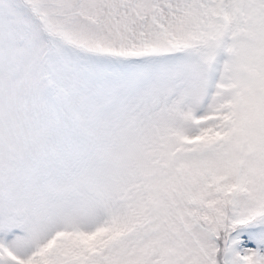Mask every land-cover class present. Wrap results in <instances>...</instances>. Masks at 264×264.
<instances>
[{
	"label": "snow or ice",
	"instance_id": "1",
	"mask_svg": "<svg viewBox=\"0 0 264 264\" xmlns=\"http://www.w3.org/2000/svg\"><path fill=\"white\" fill-rule=\"evenodd\" d=\"M0 264H264V0H0Z\"/></svg>",
	"mask_w": 264,
	"mask_h": 264
}]
</instances>
